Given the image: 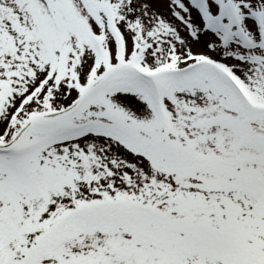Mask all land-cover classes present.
<instances>
[{
    "label": "snow or ice",
    "instance_id": "6c2138e0",
    "mask_svg": "<svg viewBox=\"0 0 264 264\" xmlns=\"http://www.w3.org/2000/svg\"><path fill=\"white\" fill-rule=\"evenodd\" d=\"M0 264H264V0H0Z\"/></svg>",
    "mask_w": 264,
    "mask_h": 264
}]
</instances>
